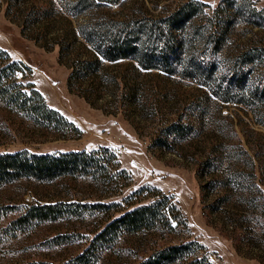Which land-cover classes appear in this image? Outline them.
Instances as JSON below:
<instances>
[{"label":"rangeland","instance_id":"rangeland-1","mask_svg":"<svg viewBox=\"0 0 264 264\" xmlns=\"http://www.w3.org/2000/svg\"><path fill=\"white\" fill-rule=\"evenodd\" d=\"M181 1L0 0V48L9 59L28 67L24 77L16 73L17 79L31 81L47 105L80 129L77 136H61L0 102V152L87 150L102 145L114 152L118 166L128 174L126 184L115 193L92 180L69 176L50 180L21 176L1 183L0 223L33 202H62L75 209L33 220L14 237L7 236L0 245V262L71 264L87 248L89 264H134L157 247L194 240L200 245L197 254L206 255L213 264H264V126L259 123L264 89L257 90L264 83V54L253 57L244 66L242 81L228 87L231 99L221 98L227 93L218 83L220 72L237 54L252 46L264 48V0H198L203 4L193 19L198 27H212L207 18L214 10L216 22L224 23L220 49L212 55L214 72L206 78L216 94L199 84L196 73L141 68L136 79L138 98L126 104L119 97L126 67L122 58L103 60L107 69L117 73V84L113 89L98 84L92 105L66 86L71 56L88 45L79 32L89 24L105 19L102 16L156 19ZM33 10L43 13L33 15ZM196 35L195 30L186 35L194 43L188 49L185 40L183 56L202 46ZM176 117L193 119L191 139L176 141L171 148L151 146L157 126ZM206 156L210 164L195 174L199 160ZM208 179L215 182L213 186L207 185ZM141 185L169 194L185 226L169 232L123 231L95 240L99 228L121 210L92 204L121 202L122 196ZM217 194L224 201L216 209L208 207ZM237 221L240 230L231 231L228 222Z\"/></svg>","mask_w":264,"mask_h":264},{"label":"trees","instance_id":"trees-1","mask_svg":"<svg viewBox=\"0 0 264 264\" xmlns=\"http://www.w3.org/2000/svg\"><path fill=\"white\" fill-rule=\"evenodd\" d=\"M202 6V2L198 0H183L178 2L169 13L156 19L139 21L135 18L116 19L114 16L109 18L102 16L105 19L95 20L86 30L79 32L88 45L84 50L75 52L69 60L65 81L67 89L82 96L92 105L98 84H109L112 89L117 84V73L107 69L103 60L122 58L126 60V67L124 73L119 75L123 80L119 97L126 104H133L138 98L136 79L141 68H158L167 73L179 70L183 75L196 73L199 84L206 85L216 94L210 84L208 85L209 81L207 82L206 78L214 72L212 55L220 49L221 34L224 32L221 25L224 23L216 22L214 10L208 17L210 19L207 18L212 27L207 29L205 24L198 27L193 19L201 11ZM39 11L33 10L32 14L43 13V10ZM191 30L196 31V40L193 39L202 46L194 52L187 51V55L183 56L185 40H189L188 49V46L194 43L186 36ZM247 49L235 56V60L230 62L226 71L220 72L218 83L223 84L221 91L227 93L221 96L223 100L232 98L228 87L245 77L244 66L251 62L253 57L264 54V48L252 46ZM27 71L28 67L25 64L20 60L9 59L7 53L0 48V102L35 125L59 131L61 136L66 133L77 136L80 129L58 110L47 105L31 81L17 79V72L24 77ZM263 89L264 83L257 90ZM261 115L259 123L264 126V112ZM192 121L193 119L189 117L182 120L176 117L160 124L150 140L151 146L171 148L176 141L190 140L195 128ZM206 164H210L208 156L199 160L195 174L198 175ZM239 173L237 171L235 174L239 176ZM249 174L253 176V172ZM21 176L38 180L66 176L86 178L101 185L109 193L119 191L128 178L126 170L118 166L114 152L102 145L87 150L33 152L20 148L11 152H0V184ZM206 183L213 186L215 182L208 179ZM217 195L207 204L208 207L216 209L221 201H224L222 194ZM122 202L123 204L120 205ZM92 205L113 206V210H121L99 228L94 235L95 240H105L108 239L106 237L115 236L123 231L134 232L153 228L169 232L177 226H185L184 216L169 194L149 185H141L130 190L121 197V202L108 204L95 202ZM74 209L62 202L29 203L18 215L0 223V245L4 244L7 236L14 237L16 232L24 230L33 220L53 218ZM228 223L231 224V231L240 230L241 222ZM199 246L194 240H180L157 247L134 264H213L206 255L197 254ZM90 253L91 251L86 248L73 257L71 264H89ZM0 264L48 263L41 260H23L3 261Z\"/></svg>","mask_w":264,"mask_h":264}]
</instances>
